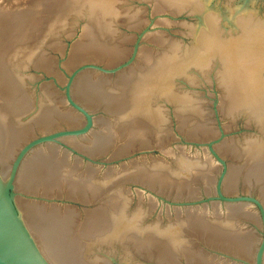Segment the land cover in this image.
<instances>
[{"label": "water", "instance_id": "1", "mask_svg": "<svg viewBox=\"0 0 264 264\" xmlns=\"http://www.w3.org/2000/svg\"><path fill=\"white\" fill-rule=\"evenodd\" d=\"M0 264H264V0H0Z\"/></svg>", "mask_w": 264, "mask_h": 264}]
</instances>
